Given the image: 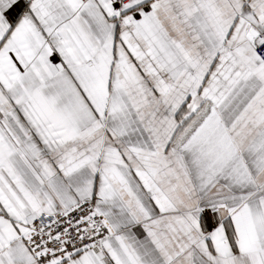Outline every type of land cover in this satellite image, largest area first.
<instances>
[{"label": "snow or ice", "instance_id": "snow-or-ice-1", "mask_svg": "<svg viewBox=\"0 0 264 264\" xmlns=\"http://www.w3.org/2000/svg\"><path fill=\"white\" fill-rule=\"evenodd\" d=\"M0 264H264V0H0Z\"/></svg>", "mask_w": 264, "mask_h": 264}]
</instances>
